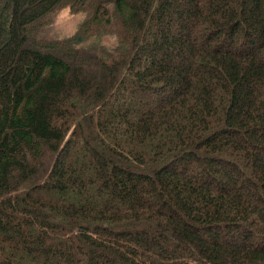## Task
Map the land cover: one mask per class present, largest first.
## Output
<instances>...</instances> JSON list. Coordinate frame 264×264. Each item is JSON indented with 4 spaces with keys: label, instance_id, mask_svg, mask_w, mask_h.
<instances>
[{
    "label": "trees",
    "instance_id": "trees-1",
    "mask_svg": "<svg viewBox=\"0 0 264 264\" xmlns=\"http://www.w3.org/2000/svg\"><path fill=\"white\" fill-rule=\"evenodd\" d=\"M0 264H264V0H0Z\"/></svg>",
    "mask_w": 264,
    "mask_h": 264
},
{
    "label": "rangeland",
    "instance_id": "rangeland-1",
    "mask_svg": "<svg viewBox=\"0 0 264 264\" xmlns=\"http://www.w3.org/2000/svg\"><path fill=\"white\" fill-rule=\"evenodd\" d=\"M61 6L62 7H60L57 10V12H55V14L48 19V23L51 26V28H53L52 32H54L55 35H57L59 38L62 39L72 35L75 32L79 19L82 16H80L79 14H73L71 12L70 7H67L65 5H61ZM35 32L36 31H34L33 33L34 36H36L37 34ZM59 47L60 49L58 51L62 50L61 52H63L64 50H66L67 46H59ZM126 104H127L126 98L121 99L119 102H117V105H126ZM129 107H130L129 108L130 112H135L139 109L137 108L139 107L137 105H134L133 107L131 106ZM91 147L93 146L91 145ZM73 158L76 159V156H74Z\"/></svg>",
    "mask_w": 264,
    "mask_h": 264
}]
</instances>
